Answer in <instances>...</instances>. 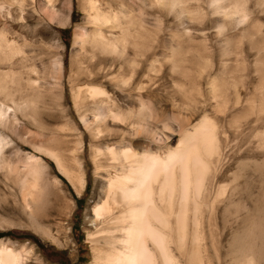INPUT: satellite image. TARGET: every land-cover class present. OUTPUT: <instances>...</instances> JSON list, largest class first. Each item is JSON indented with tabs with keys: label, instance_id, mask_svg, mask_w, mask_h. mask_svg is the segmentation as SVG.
<instances>
[{
	"label": "bare ground",
	"instance_id": "1",
	"mask_svg": "<svg viewBox=\"0 0 264 264\" xmlns=\"http://www.w3.org/2000/svg\"><path fill=\"white\" fill-rule=\"evenodd\" d=\"M78 1L85 17L75 34L69 84L79 120L96 138L114 136L109 122L129 127L119 131L117 144L91 148L96 180L87 223L93 264H211V222L221 246L219 264H264V0ZM56 2L0 0V172L14 178L31 208L45 200L50 177L44 160L25 153V147L52 158L79 194L86 186L80 164L62 143L39 144L28 125L17 124L19 114L34 116L40 97L36 92L20 96L25 89L15 86L24 51L6 20L11 23L16 9L31 6L53 22ZM64 3L67 15L56 21L60 26L69 23L73 9V0ZM152 11L159 14L155 20ZM85 58L100 60L101 66L98 72L86 71L89 83H79L83 74L74 69ZM215 62L217 68H202ZM106 63L112 72L118 66L107 81L124 94L123 101L93 83ZM167 69L176 81L175 92L165 101L147 88L154 74L166 82ZM49 74L51 83L41 81L34 66L28 67L25 83L37 92L43 86L61 92L60 57ZM203 82L210 92L195 94V85ZM247 86L248 96L242 99L239 88ZM231 87L237 89L233 101L227 98ZM169 103L187 119L191 109L204 111L190 128L179 127L176 146L167 135L176 133L174 127L162 122L158 112ZM232 109L238 114L231 115ZM69 116L74 123L70 111ZM242 118H254L247 123L252 139L246 135L232 147L229 136L241 129ZM152 123L164 124L159 128ZM9 130L21 139L20 147L10 144ZM10 148L13 161L7 154ZM30 220L37 232L50 236L49 227L34 217ZM25 255V248L0 241V264H26Z\"/></svg>",
	"mask_w": 264,
	"mask_h": 264
},
{
	"label": "rangeland",
	"instance_id": "2",
	"mask_svg": "<svg viewBox=\"0 0 264 264\" xmlns=\"http://www.w3.org/2000/svg\"><path fill=\"white\" fill-rule=\"evenodd\" d=\"M79 3L78 0H73V9L70 13L69 23L65 26H60L57 23L61 18L67 15V8L64 0H57L55 9L58 15L56 14L55 21L53 22H49L44 16L37 12L36 8L31 6L25 8V11L16 9L13 15L14 19L12 18L11 23L6 20L13 31L19 36L17 40L24 51L23 58L21 57L22 62L18 69L19 75L16 78L17 81L15 86L25 89V92L22 91V93H19L20 96H29L36 92L38 98L40 97L38 104L33 109L34 116L24 118L19 114L17 118L20 123L17 124H21V126L28 125L27 127L31 130L32 135L39 144L51 145L54 141L62 143V146L67 149L69 153L71 152V156L77 159L81 167V173L86 180L85 189L79 194L75 191L67 177L59 170L56 162L52 158L43 153L34 152L30 147H25V153L29 151L44 160L48 167V174L50 177V185L45 189V200L41 205H38L37 208H31L22 200L23 198L18 192L14 178L7 177L0 172V234L5 235L0 238V241L3 240L5 246L18 250H20V248H25L26 257H24L27 259L26 264L94 263L93 246L88 239L90 227L87 223V216L90 214V210L93 207L96 180V164L92 157L91 148L92 145H100V148H104L108 143L117 144L121 138L119 131H127L129 129L125 124H114L109 122L107 126L113 129L114 132L116 131L114 136L107 139L104 137L96 138L93 136L94 132L84 127L79 120L69 84V78L74 68L72 56L75 34L78 26L85 17L83 11L80 9ZM150 14L152 20H155L159 16V14L154 11ZM19 19H21V21ZM1 23H3V19H0V24ZM57 57H60L63 62L61 92L54 86H43L40 92L29 88L25 83L28 67L34 66L40 80L51 83L49 72L52 62ZM217 63L218 62L214 64H203L202 68L213 66L217 68L219 66ZM79 66L74 70L83 75L79 76L77 82L89 83L90 81H88L89 79L86 77V71L92 68L93 71L95 70V72H98L101 61H92L89 58H85ZM109 67V63L103 65V71H101V75L99 76L100 78L93 83L97 85L102 84L111 94L113 93L117 96L119 94V99L123 101L126 99L124 94L116 90L114 85L107 81V77L110 74L117 72L118 66H114L113 72L108 70ZM164 73L165 76H169L170 80L168 79L163 83V80L158 77L156 78L154 74L152 77L154 82L149 85L147 89L149 92L153 93L154 96H159V98L167 101L171 98L173 92H175L174 80L176 81V76L170 75L171 72L169 69L165 70ZM126 74L130 76L132 74L131 70L127 71ZM35 77H37V74L32 76V79ZM136 77L137 81H139L142 74L139 73ZM203 77L206 79L207 72H205ZM195 78L197 80V74ZM194 88L195 94H199L200 92L208 93L211 90L205 82L201 83L200 87L195 85ZM234 90L235 88L233 89V87L228 90L227 98L230 101H233L236 97L237 89ZM171 91L173 92L171 93ZM129 92L128 90L126 93ZM132 93L135 94V92ZM238 93L242 99L246 98L248 96H246V94H248V86L239 88ZM198 99H200V97ZM233 110L234 109L231 110L232 112L230 111L231 115L235 116L238 114L236 109ZM69 111L75 119L74 123L71 121L72 119L69 116ZM158 112L160 113L162 122L168 120V122H171V127H174L172 128L176 132L175 134L167 133L171 139L170 145L172 146H176L179 139L177 134L179 127L184 126L190 128L201 119L204 113L201 109H191L190 114L192 115L191 118H193H188V120L186 116L181 117L180 111L176 108H172L170 103L165 106L163 111ZM238 112L240 111L238 110ZM253 120L254 118L251 120L242 118L239 122L241 123L242 130L240 129L238 131L239 133L236 130L231 131L232 134L229 136V143L232 147L239 144L240 140L245 138L246 135L248 141L252 139V134L249 133V125L247 123H249V121L250 123H254ZM230 122L235 123L233 120ZM152 124L154 125L156 123ZM163 124L164 123H157L156 125L161 128ZM74 127H76V131ZM170 134H172V136ZM6 136L10 144L14 147H20L22 145L21 139L19 140L10 130L7 132ZM233 139L236 140L234 141ZM7 154L12 161L16 157L13 148L8 149ZM54 180H56L57 183H55ZM31 217H34L44 226L49 227L51 231L50 236H45L37 232L32 226ZM211 226L213 229L208 233L210 239L208 238L207 242V260H209L211 264H219V259L222 257L221 246L217 244L218 234L212 222ZM64 228L65 232L63 231ZM213 240H215L214 243ZM217 250H219L220 253L219 251L217 252Z\"/></svg>",
	"mask_w": 264,
	"mask_h": 264
},
{
	"label": "trees",
	"instance_id": "3",
	"mask_svg": "<svg viewBox=\"0 0 264 264\" xmlns=\"http://www.w3.org/2000/svg\"><path fill=\"white\" fill-rule=\"evenodd\" d=\"M3 236H5V235L0 234V238H2Z\"/></svg>",
	"mask_w": 264,
	"mask_h": 264
}]
</instances>
